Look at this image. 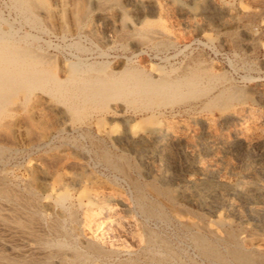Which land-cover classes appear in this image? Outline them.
<instances>
[{
	"label": "rangeland",
	"instance_id": "1",
	"mask_svg": "<svg viewBox=\"0 0 264 264\" xmlns=\"http://www.w3.org/2000/svg\"><path fill=\"white\" fill-rule=\"evenodd\" d=\"M45 1L50 8L49 14L44 16L39 9H34L33 13L37 17L33 23L28 19V14L13 6L10 0H0V18L12 29L18 32L21 28L28 30L38 38L35 44L38 43L40 50L52 57L50 60L53 68L55 66L53 72L60 80L90 75L117 77L122 73L144 79L174 78L192 71L217 77L220 81L207 89L208 95L180 101L181 104L176 102L160 106L156 110L158 113L147 118L134 115L137 127L126 140H123L125 134L122 120H126V125L130 124L129 119L133 112L123 106L121 101L116 104L122 110L113 121L99 119L89 110L85 112L83 119H76L64 106L48 98L46 94H43L42 102L12 110L10 115L2 119L7 123L0 125V146L7 147L0 152V188L3 189H0V264H76L78 260L73 257V248L64 247L59 254H54L56 247L49 243L57 238L68 239L70 227L75 221L82 219L89 223L88 229L83 226L84 233L88 235V231L92 229L96 235L102 233L105 248L120 252L125 249L133 251L132 256L138 253L136 259H131L128 264H157L156 260L147 259L149 253L142 249L147 238L144 231L148 226L154 227V222L150 220V223L142 226L140 215L144 213L136 205L139 200L142 201L141 204L153 201L161 207L153 215L169 218L168 225L157 222V238L164 243L159 248L167 253L164 255L165 261L159 263L197 262L193 255L194 249L191 250V241L186 239L189 233L182 228V224L186 222L190 223L193 230L200 226L197 230L202 228L201 232L206 231L203 233L209 239L223 240L231 233L234 234L243 247L254 258H258L255 264H264V217L261 219L264 198L260 195L264 191V0H141V10L132 0H116L115 5L109 6L82 0L84 4L81 10L86 12L89 8V12H80L78 20H75L73 0ZM152 5L157 6L156 11L150 8ZM124 19L131 26L122 25ZM4 22L1 26L7 27ZM81 34L83 35L80 36ZM66 45H70L69 48ZM74 55L84 58L85 63H94L93 69L96 72L93 69L86 72L83 66L73 69L71 64L76 62ZM221 89L235 90L241 94L230 99L226 106H203L208 99L206 96H213ZM91 116L94 117L91 119ZM41 132L48 135L53 133L55 137L43 148L29 147V138ZM65 148L70 152L66 153ZM86 149H89V153ZM103 152H108L111 159L119 164L116 172L114 168L97 163ZM46 162L51 164L48 166ZM113 175L118 177L110 180ZM131 182L138 185V188L131 186ZM96 201L99 207L91 203ZM201 201L205 204H201ZM251 217L255 220L250 219ZM116 227L118 228L115 232L113 228ZM107 229H110V233ZM118 232H122L121 237L113 234ZM122 239L126 242L125 245ZM130 242L135 244L131 246ZM49 254L52 256L47 258ZM103 260L96 257L92 264H102ZM202 262L209 263L207 260Z\"/></svg>",
	"mask_w": 264,
	"mask_h": 264
},
{
	"label": "bare ground",
	"instance_id": "2",
	"mask_svg": "<svg viewBox=\"0 0 264 264\" xmlns=\"http://www.w3.org/2000/svg\"><path fill=\"white\" fill-rule=\"evenodd\" d=\"M90 2H93L95 5H115L114 3L116 0H87ZM125 1V0H124ZM131 1V0H130ZM137 8L141 10L143 8L142 1L141 0H132ZM11 4L18 9L22 10L23 12L27 13L28 16L31 19V21H35L37 15L33 13L34 9H39L42 13V15L47 16L50 12V8L47 5L45 0H10ZM74 8H75V20H78L79 13L83 12L82 6L84 2L82 0H73ZM56 4V3H55ZM58 4V3H57ZM86 4V2H85ZM119 4V3H118ZM125 4V3H124ZM133 4V3H132ZM120 5V4H119ZM122 5V4H121ZM85 6V5H84ZM107 6V7H108ZM157 6H150V8L153 11H156ZM89 9V8H88ZM87 9V11H88ZM149 9V8H148ZM17 10V9H15ZM14 10V11H15ZM59 10V9H58ZM91 10V9H90ZM104 10V8H103ZM151 10V11H152ZM86 11V10H85ZM86 12H83V14H86ZM18 12V11H17ZM89 12V11H88ZM20 13V12H19ZM68 13V12H67ZM138 13V11H137ZM152 13V12H151ZM39 14V13H38ZM92 14V13H91ZM21 15V13H20ZM24 16V14H22ZM22 16V17H23ZM97 16V15H96ZM117 16V15H116ZM115 16V17H116ZM26 17V16H25ZM55 17V16H54ZM88 17V16H87ZM95 17V16H94ZM83 18V17H82ZM89 18V17H88ZM3 19V18H2ZM19 19V18H18ZM26 19V18H25ZM58 19V18H56ZM42 20V19H40ZM110 20V19H109ZM28 21V20H26ZM37 21V20H36ZM47 21V20H46ZM4 22L0 18V125H5L7 123L3 122L2 119L5 116H8L12 113V110L18 109V108H24L26 106H33L38 102H42L43 94H46L48 98L53 99L54 101L60 103L62 106H64L65 110L74 118L81 119L82 117L86 116L85 112L88 110L92 113V115H95L99 119H108V121H113L114 118H117L119 116L120 110H122V107L117 106V102L121 101L123 103V106L128 107L132 110L133 114L130 115L131 118L129 119V123L126 125V120H122L123 124V132L125 136L123 137V140H126L130 137V133L134 130V128L137 127L136 121L133 119L134 115L141 116L142 118H147L149 115L154 116V113L160 106L165 105H172L176 102L184 101L191 98H198L200 96L208 95V90L213 85H216L220 81L219 78L213 77L211 75L207 74H199L197 72L189 71L187 74L183 75H177L174 78H165V77H158V78H137L136 76L132 74H125L122 73L117 77H112L109 75H90L83 78H66L64 80H60L53 71H55V66L53 68L52 60H50L49 55L45 54L40 50V48L35 44L37 41V37L30 33L28 30L20 29L21 31L18 32V30L12 29L8 23L7 27H2L1 23ZM9 22V21H8ZM21 22V21H20ZM16 23V22H15ZM23 23V22H22ZM25 23V22H24ZM32 23V25H33ZM36 23V22H35ZM86 23V22H85ZM98 23V22H97ZM107 23V22H106ZM111 23V22H110ZM14 24V23H13ZM31 24V23H30ZM122 25H130V23L127 20H122ZM5 25V24H4ZM24 25V24H23ZM35 25V24H34ZM44 25V24H42ZM40 25V26H42ZM48 25V23H47ZM56 25V24H55ZM104 25V24H103ZM109 25V24H108ZM117 25V24H116ZM13 26V25H12ZM22 26V25H20ZM28 26V24H27ZM39 26V27H40ZM81 26V25H80ZM90 26V25H89ZM97 26V24H96ZM99 26V25H98ZM107 26V25H106ZM104 26V27H106ZM131 26V25H130ZM135 26V25H134ZM150 26V25H149ZM148 26V27H149ZM152 26V25H151ZM150 26V27H151ZM19 27V26H18ZM24 27V26H23ZM30 27V26H29ZM91 27V26H90ZM125 27V26H124ZM34 28H36L34 26ZM42 28V27H41ZM40 28V30H41ZM81 28V27H80ZM89 28V27H88ZM100 29V27H98ZM31 29V28H30ZM44 29V27L42 28ZM103 29V28H101ZM35 30V29H34ZM46 30V29H45ZM52 30V29H51ZM80 30V29H79ZM96 30V29H93ZM138 30H140L138 28ZM142 30V29H141ZM42 31V30H41ZM44 31V30H43ZM50 31V30H49ZM78 31V30H77ZM77 31L75 33H77ZM91 31V30H90ZM89 31V32H90ZM104 31V30H103ZM102 31V32H103ZM106 31V30H105ZM39 32V31H38ZM47 32V31H46ZM88 32V31H87ZM151 32V31H150ZM50 33V32H48ZM52 33V32H51ZM50 33V34H51ZM91 33V32H90ZM36 34V33H35ZM49 34V35H50ZM104 34V32H103ZM134 34V33H131ZM42 35H45L42 34ZM56 35V34H55ZM59 35V34H58ZM63 35V33H62ZM74 35V34H73ZM78 35V34H77ZM81 34L80 36H82ZM108 35V34H107ZM106 35V36H107ZM111 35V33H110ZM108 35V36H110ZM113 35V34H112ZM124 35V34H123ZM130 35V34H127ZM127 35H125L127 37ZM163 35V34H162ZM61 36V35H60ZM79 36V35H78ZM120 36V35H119ZM150 36V35H149ZM42 37V36H40ZM63 37V36H62ZM67 37V35H66ZM70 37V36H69ZM89 37V36H88ZM115 37V36H114ZM152 37V36H151ZM160 37V36H159ZM71 38V37H70ZM86 38V37H85ZM84 38V39H85ZM124 38V37H123ZM157 38V37H155ZM48 39V38H47ZM73 39V38H72ZM90 39V37H89ZM78 40V39H77ZM86 40V39H85ZM92 40V39H91ZM122 40V39H120ZM162 40V39H161ZM40 41V40H39ZM87 41V40H86ZM118 41V40H117ZM157 41V40H156ZM163 41V40H162ZM48 42V41H47ZM58 42V41H57ZM83 42V41H82ZM88 42V41H87ZM98 42V41H97ZM102 42V41H101ZM108 42V41H106ZM75 43V42H74ZM89 43H92L89 41ZM103 43V42H102ZM112 43V42H111ZM114 43V42H113ZM73 44V43H72ZM70 44V45H72ZM77 44V43H76ZM83 44V43H82ZM105 44V42H104ZM130 44V43H129ZM51 44H49L50 46ZM68 45V46H70ZM94 45V44H93ZM102 45V44H100ZM133 45V44H132ZM131 45V46H132ZM139 45V43H138ZM64 46V45H63ZM67 46V45H66ZM67 46V48H69ZM77 46V45H74ZM73 46V47H74ZM79 46V45H78ZM81 46V45H80ZM84 46V45H83ZM166 46V45H165ZM172 46V44H171ZM97 47V46H96ZM134 47V45H133ZM168 47V45L166 46ZM165 47V48H166ZM78 48V47H75ZM74 48V50H75ZM135 49L137 47H134ZM160 48V47H159ZM156 48V49H159ZM42 49V48H41ZM48 49V48H47ZM46 49V50H47ZM82 49V48H81ZM88 50L87 48H84ZM90 49V48H89ZM104 49V48H103ZM73 50V49H72ZM84 50V52L86 51ZM93 50V49H92ZM161 50V48H160ZM71 52V50H69ZM78 51V50H77ZM80 51V50H79ZM100 51V50H99ZM157 51V50H156ZM55 52V51H54ZM91 52V51H88ZM95 52V50H94ZM112 52V51H111ZM48 53V52H47ZM98 53V51H97ZM110 53V52H109ZM108 53V54H109ZM132 53V52H131ZM136 53V52H135ZM69 54V53H68ZM73 54V53H72ZM78 54V53H76ZM82 54V52H81ZM96 54V53H94ZM99 54V53H98ZM112 54V53H111ZM123 54V53H122ZM129 54V53H128ZM126 54V55H128ZM71 55V54H70ZM86 55V53H85ZM101 55V53H100ZM110 55V54H109ZM138 55V54H137ZM75 56V55H74ZM98 56V55H97ZM133 56V55H131ZM136 56V54H135ZM70 57V56H69ZM73 57V56H72ZM110 57V56H109ZM134 57V56H133ZM52 58V57H51ZM74 58V57H73ZM106 58V57H105ZM117 58V57H116ZM123 58V57H122ZM131 58V57H130ZM54 59V58H53ZM66 59V58H64ZM70 59V58H69ZM76 62H72L73 69H76L78 66H83V70H89L93 69L94 63H85L84 58L80 56H75ZM103 60V59H102ZM104 61V60H103ZM107 61V60H106ZM105 62V61H104ZM103 62V63H104ZM108 62V61H107ZM122 62V61H121ZM69 63V62H68ZM97 63V62H96ZM102 63V61H101ZM126 63V62H124ZM112 64V63H111ZM110 64V65H111ZM68 65V64H67ZM115 65V64H114ZM109 67V66H108ZM116 67V66H115ZM119 67V66H118ZM79 68V67H78ZM85 68V69H84ZM107 68V66H106ZM126 68V67H125ZM116 69V68H115ZM62 70V69H61ZM80 70V69H79ZM127 70V69H126ZM94 72H96L93 69ZM92 71V72H93ZM111 71V69H110ZM65 72V71H64ZM81 72V71H80ZM127 73L130 71H126ZM125 72V73H126ZM209 72V71H207ZM62 73V72H61ZM114 73V72H113ZM62 75V74H61ZM216 90V89H215ZM241 94V93H240ZM238 94V91L235 90L228 91L225 89L219 90L215 95L213 96H206L208 97L207 101L203 104L205 107H211L213 105H220V106H226L228 105V101L232 98H235L236 96L240 95ZM205 98V97H204ZM45 100V99H44ZM52 100V101H53ZM188 101V100H187ZM185 102V101H184ZM192 102V101H190ZM199 102V101H198ZM202 102V101H201ZM183 104V103H182ZM185 104V103H184ZM39 105V104H38ZM43 105V104H41ZM179 105V104H177ZM180 106V105H179ZM178 106V107H179ZM41 107V106H40ZM177 107V106H176ZM184 107V105H183ZM34 108V107H33ZM36 108V107H35ZM38 108V107H37ZM181 108V107H180ZM179 108V109H180ZM32 109V108H31ZM174 109V107H173ZM229 109V108H228ZM21 110V109H20ZM176 110V109H175ZM183 110V109H182ZM225 110V109H224ZM19 111V110H18ZM159 111V110H158ZM163 111V109H162ZM57 112V111H56ZM131 113V111H129ZM161 112V111H159ZM166 112V111H165ZM169 112V111H168ZM173 112V111H172ZM16 113V112H15ZM14 113V114H15ZM39 113V112H38ZM58 113V112H57ZM18 114V113H17ZM48 114V113H47ZM128 114V113H127ZM162 114V113H161ZM13 115V114H12ZM160 115V114H159ZM48 116V115H47ZM50 116V115H49ZM94 117V116H93ZM91 116V119L93 118ZM17 118V117H15ZM20 118V117H19ZM24 118V117H23ZM66 118V117H65ZM83 119V118H82ZM86 120V119H85ZM37 121V120H36ZM83 121V120H82ZM103 121V120H101ZM10 121H8L9 123ZM13 122V121H11ZM26 122V121H25ZM24 122V123H25ZM147 122V121H146ZM22 123V122H21ZM22 123V124H24ZM61 123V122H60ZM110 123V122H109ZM112 123V122H111ZM16 124V123H15ZM34 124V123H33ZM56 124V123H55ZM65 124V123H64ZM94 124V123H93ZM167 124V123H166ZM54 125V124H53ZM9 126V125H8ZM67 126V125H66ZM72 126V125H71ZM16 127V126H15ZM235 127V126H234ZM38 128V127H37ZM62 128V127H60ZM73 128V127H72ZM78 128V127H77ZM121 128V126H120ZM41 129V128H40ZM76 129V128H75ZM79 129V128H78ZM85 129V128H84ZM248 129V128H247ZM33 130V129H32ZM39 130V128H38ZM61 130V129H60ZM58 130V131H60ZM65 130V129H64ZM86 130V129H85ZM171 130V129H170ZM17 131V130H16ZM23 131V130H22ZM73 131V130H72ZM82 131V130H81ZM91 131V130H90ZM89 131V132H90ZM7 132V131H6ZM24 132V131H23ZM88 132V131H87ZM245 132V131H244ZM248 132V131H247ZM245 132V133H247ZM34 133V130H33ZM46 132L41 133H35L34 137L29 138V147H33L35 149H40L46 146L47 144L52 142V138L54 135H48L45 134ZM66 133V131L64 132ZM92 133V132H91ZM68 134V133H66ZM65 134V135H66ZM70 134V133H69ZM76 134V133H75ZM179 134H181L179 132ZM72 135V134H71ZM74 135V134H73ZM183 135V134H181ZM204 135V134H203ZM9 136V135H7ZM70 136V135H68ZM79 136V135H78ZM84 136V135H83ZM97 136V135H96ZM95 136V137H96ZM55 137V136H54ZM59 137V136H58ZM75 137V136H74ZM91 137V136H90ZM98 137V136H97ZM96 137V138H97ZM172 137V136H171ZM170 137V138H171ZM73 138V137H72ZM76 138V137H75ZM84 138V137H83ZM6 139V138H5ZM57 139V138H56ZM187 139V138H186ZM101 140V139H100ZM2 141V140H1ZM55 141V139H54ZM69 141V140H68ZM67 141V142H68ZM102 141V140H101ZM3 142V141H2ZM25 142V141H24ZM95 142V141H94ZM243 142V141H242ZM252 142V141H251ZM55 143V142H54ZM53 143V144H54ZM64 143V142H62ZM71 143V141H70ZM73 143V142H72ZM96 143V142H95ZM105 143V141H104ZM103 143V144H104ZM107 143V142H106ZM182 143V142H180ZM74 144V143H73ZM76 144V143H75ZM100 144V143H99ZM123 144L124 141H123ZM123 144H121L123 146ZM23 145V144H21ZM63 145V144H62ZM71 145V144H70ZM96 145V144H95ZM207 145V144H206ZM243 145V144H242ZM10 146V145H9ZM13 146V145H11ZM27 146V144H26ZM77 146V145H76ZM97 146V145H96ZM28 147V148H29ZM66 147V146H65ZM79 147V146H77ZM76 147V148H77ZM89 147V145H88ZM101 147V146H100ZM103 147V146H102ZM101 147V148H102ZM137 147V146H136ZM7 148L4 146H0V152L2 149ZM18 148V147H17ZM14 148V149H17ZM21 148V147H20ZM26 148V147H25ZM68 148V147H66ZM65 148V149H66ZM167 148V147H166ZM23 149V148H22ZM27 149V148H26ZM25 149V150H26ZM47 149V148H46ZM83 149V147H82ZM92 149V147H91ZM90 149V150H91ZM100 149V148H99ZM9 150V149H8ZM12 150V149H11ZM30 150V149H29ZM33 150V149H32ZM50 150V149H49ZM77 150V149H76ZM87 150V149H86ZM95 150V149H94ZM102 150V149H101ZM116 150V149H114ZM135 150V149H133ZM20 151V150H19ZM69 150L66 149V153ZM75 151V150H74ZM83 152L82 150H80ZM89 153V149L87 150ZM100 151V150H99ZM104 151V150H103ZM107 151V150H106ZM173 151V150H172ZM185 151V150H184ZM7 152V151H6ZM33 153V151H31ZM70 152V151H69ZM72 152V151H71ZM86 152V151H85ZM96 152V151H95ZM114 152V151H113ZM167 152V150H166ZM192 152V151H191ZM20 153V152H19ZM27 153V152H26ZM39 153V152H38ZM65 153V152H64ZM79 153V152H78ZM86 153V154H88ZM128 153V152H127ZM7 154V153H6ZM14 154V153H13ZM12 154V155H13ZM21 154V153H20ZM9 155V154H8ZM11 155V154H10ZM32 155V154H31ZM92 155V154H91ZM171 155V154H170ZM5 156V155H4ZM3 156V157H4ZM7 156V155H6ZM23 156V155H22ZM42 156V155H41ZM80 156V155H79ZM84 156V155H83ZM89 156V155H88ZM98 156V155H97ZM132 156V155H131ZM173 156V155H172ZM171 156V158H172ZM2 157V155H1ZM12 157V156H11ZM57 157V156H56ZM77 157V156H76ZM95 157V156H94ZM127 157V156H126ZM84 158V157H83ZM89 158V157H86ZM98 158V157H97ZM95 158V159H97ZM2 159V158H1ZM10 159L11 158H7ZM5 159V160H6ZM19 159V158H18ZM39 159V158H38ZM41 159V158H40ZM46 159V158H45ZM63 159V158H61ZM94 159V158H93ZM133 159V158H131ZM151 159V158H150ZM196 159V158H195ZM43 160V159H42ZM75 160V159H74ZM85 160V159H84ZM127 160V158L125 159ZM129 160V159H128ZM140 160V159H139ZM157 160V159H156ZM9 161V160H8ZM7 161V162H8ZM49 161V160H48ZM55 161V160H54ZM61 160H59L60 162ZM64 161V160H63ZM133 161V160H132ZM136 161V160H135ZM168 161V160H167ZM185 161V160H184ZM183 161V163H184ZM1 162V161H0ZM45 162V161H44ZM52 162V161H51ZM70 162V161H69ZM90 162V160H89ZM93 162H95L93 160ZM92 162V163H93ZM127 162V161H126ZM158 162V161H157ZM186 162V161H185ZM4 163V159H3ZM10 163V161H9ZM47 163V162H46ZM74 163V162H73ZM76 163V162H75ZM78 163V162H77ZM85 163V162H84ZM98 164H102L106 167L117 169L119 168V164H117L114 160L111 159L108 152H103L101 160L99 159L97 161ZM167 163V162H166ZM171 163V162H170ZM8 164V163H6ZM48 164V163H47ZM51 163L48 164V166ZM68 164V163H67ZM66 164V165H67ZM83 164V163H82ZM86 164V163H85ZM89 164V163H88ZM87 164V165H88ZM94 164V163H93ZM121 164V163H120ZM133 164V163H132ZM131 164V165H132ZM136 164V163H134ZM133 164V165H134ZM159 164V163H158ZM3 165V164H2ZM1 165V166H2ZM9 165V164H8ZM53 165V164H52ZM56 165V164H55ZM53 165V166H55ZM75 165V164H73ZM81 165V163H80ZM7 166V165H6ZM14 166V165H13ZM79 166V163H78ZM85 166V165H84ZM90 166V165H89ZM93 166V165H91ZM130 166V165H129ZM210 166V165H209ZM3 167V166H2ZM67 166H65L66 168ZM211 167V166H210ZM75 168V167H74ZM79 168V167H78ZM88 168V167H87ZM91 168V167H90ZM95 168V167H93ZM109 168V169H110ZM150 168V165H149ZM40 169V168H39ZM50 169V168H49ZM103 169V168H102ZM60 170V169H59ZM69 170V169H67ZM71 170V169H70ZM87 169L85 168V171ZM99 170V169H98ZM107 170V169H106ZM112 170V171H114ZM191 170V168H190ZM78 171V170H76ZM111 171V170H109ZM108 171V172H109ZM211 171V170H210ZM214 171V170H212ZM55 172V170L53 171ZM96 172V171H95ZM101 172V171H100ZM116 172V170H115ZM136 172V171H135ZM174 172V171H173ZM189 172V170H188ZM209 172V171H208ZM216 172V171H215ZM214 172V173H215ZM9 173V171H8ZM52 173V172H51ZM114 173V172H112ZM49 174V173H48ZM54 173H52L53 175ZM79 174V173H78ZM115 174V173H114ZM118 174V172H117ZM126 174V173H125ZM210 174V173H209ZM1 175V174H0ZM90 175V174H89ZM100 175V174H99ZM102 175V174H101ZM100 175V176H101ZM104 175V173H103ZM119 175V174H118ZM203 175V174H201ZM215 175V174H214ZM39 176V175H38ZM92 176V175H91ZM109 176V175H108ZM134 176V175H133ZM138 176V175H137ZM136 176V177H137ZM150 176V175H149ZM102 177V176H101ZM106 177V176H105ZM104 177V179H105ZM114 178H117L115 175L111 176L112 180ZM123 177V176H122ZM141 177V176H139ZM180 177V176H179ZM18 178V177H17ZM40 178H43L40 177ZM93 178V176L91 177ZM109 178V177H108ZM182 178V177H181ZM184 178V177H183ZM47 179V178H46ZM82 179V178H81ZM119 179V178H118ZM129 179V178H128ZM141 179V178H140ZM151 179V178H150ZM44 180V179H43ZM58 180V178H57ZM122 180V179H121ZM144 180V179H143ZM2 181V180H1ZM21 181V180H20ZM115 181V179H114ZM126 181V180H125ZM140 181V180H139ZM29 182V181H28ZM124 182V179H123ZM145 182V181H144ZM8 183V182H7ZM116 183V182H115ZM47 184V183H46ZM121 184V183H119ZM131 182V186H134L135 188H138V185L133 184ZM194 184V183H193ZM20 185V184H19ZM83 185V184H82ZM122 185V184H121ZM178 186V185H177ZM50 187V186H49ZM127 187V186H126ZM2 191L3 189L0 188ZM130 189V188H129ZM220 189V188H219ZM253 189V187H252ZM15 190V189H14ZM80 190V189H79ZM145 190V189H144ZM147 190V189H146ZM251 190V189H249ZM5 191V190H4ZM30 191V190H29ZM68 191V190H67ZM214 191V190H213ZM218 191V189L216 190ZM246 191V190H245ZM125 192V191H124ZM104 193V192H103ZM102 193V194H103ZM140 193V192H139ZM142 193V192H141ZM149 193V192H148ZM248 193V192H247ZM254 193V192H253ZM28 194V193H27ZM85 194V193H84ZM147 194V193H146ZM151 194V193H150ZM214 194V193H213ZM258 194V193H257ZM255 193V195H257ZM149 195V194H148ZM152 195V194H151ZM195 195V194H193ZM216 195V194H215ZM214 195V196H215ZM264 198V191L260 194ZM12 196V195H11ZM10 196V197H11ZM40 196V195H39ZM66 196V195H65ZM207 196V195H206ZM212 196V197H214ZM36 197V196H35ZM38 197V196H37ZM44 197V196H42ZM53 197V196H52ZM152 197V196H151ZM154 197V196H153ZM219 197V196H218ZM221 197V196H220ZM260 197V196H259ZM51 198V197H50ZM68 198V197H67ZM85 198V197H84ZM118 198V197H117ZM204 198V197H203ZM222 198V197H221ZM237 198V197H236ZM241 198V197H240ZM244 198V197H243ZM43 199V198H42ZM133 199V198H132ZM144 199V198H143ZM159 199V197H158ZM215 199V197H214ZM219 199V198H217ZM239 199V198H237ZM11 200V199H10ZM40 200V198H39ZM138 200V199H136ZM134 200V201H136ZM151 200V199H150ZM155 200V199H154ZM160 200V199H159ZM223 200V199H221ZM230 200V199H229ZM245 200V199H244ZM63 201V200H62ZM161 201V200H160ZM219 201V200H218ZM225 201V200H224ZM239 201V200H238ZM250 201V200H249ZM133 202V200H131ZM172 202V201H171ZM248 202V201H247ZM259 202V200H258ZM63 203V202H62ZM83 203H85L83 201ZM92 205L99 207L98 202H91ZM119 204H122V202H118ZM136 203V202H135ZM142 201L139 200L136 205L137 208H139L140 212L144 213L141 216V224H146L147 222L150 223V220L153 221L154 227H147V230L144 231L147 238L146 245L142 247L143 251L148 252L149 255L146 256L147 259H154L157 261V264H169V263H159L163 262L166 259L165 250H162V245L164 246V243L160 238H157V222H163L168 225V217H160L159 215H153L157 214V212L160 211L161 207H159L157 204H155L153 201H149L147 204H141ZM180 203V202H179ZM210 203V202H209ZM207 203V204H209ZM239 203V202H237ZM54 204V203H53ZM67 204V203H66ZM164 204V201H163ZM176 204V203H175ZM183 204V203H181ZM201 204L203 201H201ZM230 204V203H229ZM249 204V203H248ZM256 204V203H255ZM56 205V204H55ZM111 205V204H110ZM114 205V204H113ZM112 205V206H113ZM130 205V204H129ZM162 205V204H161ZM167 205V204H164ZM211 205V203H210ZM223 205V204H222ZM227 205V204H226ZM35 206V205H34ZM65 206V205H64ZM68 206V205H67ZM133 206V205H132ZM230 206V205H229ZM171 207V205H170ZM168 207V208H170ZM185 207V206H184ZM249 207V206H248ZM110 208V207H109ZM135 208V207H134ZM164 208H166L164 206ZM234 208V207H233ZM242 208V207H241ZM244 208V207H243ZM254 208V207H253ZM40 209V208H39ZM110 209H113L112 207ZM109 209V210H110ZM174 209V207L172 208ZM177 209V207H176ZM227 209L228 206H227ZM238 209V208H237ZM245 209V208H244ZM54 210V209H53ZM132 210V209H130ZM183 210V209H182ZM236 210V209H235ZM67 211V209H66ZM111 211V210H110ZM165 211V210H164ZM173 211V210H172ZM184 211V210H183ZM238 211V210H237ZM41 212V211H39ZM68 212V211H67ZM66 212V213H67ZM134 212V211H133ZM166 212V211H165ZM175 212V211H173ZM177 212V211H176ZM179 212V210H178ZM211 212V211H210ZM92 213V212H91ZM109 213V212H108ZM112 213V212H111ZM181 214V210H180ZM185 214V213H184ZM247 214V213H246ZM3 215V214H2ZM7 215V214H6ZM42 215V214H41ZM66 215V214H65ZM121 215H124L121 213ZM135 215V214H134ZM169 215V214H168ZM68 216V215H67ZM66 216V218H67ZM108 216V214H107ZM136 216V215H135ZM186 216V214H185ZM243 216V215H242ZM247 216V215H245ZM249 216V215H248ZM86 217V216H85ZM105 217V216H104ZM125 217V216H124ZM171 217V216H169ZM264 217V207L261 209V219ZM9 218V216H8ZM137 218V217H136ZM251 217L250 219H252ZM255 218V217H254ZM257 218V217H256ZM18 219V218H17ZM114 219V218H113ZM171 220V218H170ZM173 220V219H172ZM243 220V219H242ZM255 220V219H252ZM258 220V218H257ZM263 220V219H262ZM4 221V220H3ZM2 221V222H3ZM11 221V220H10ZM99 222V220H97ZM105 221V220H104ZM124 221V220H122ZM174 221V220H173ZM176 221V220H175ZM182 221V220H181ZM184 221V220H183ZM182 221V222H183ZM205 221V220H204ZM97 222V223H98ZM115 222V221H114ZM119 221H117L118 223ZM172 223V221H171ZM186 223V222H185ZM182 224V228L185 230L184 232H188L189 236H187L186 239H190L191 244L193 246L192 249H194L193 255L196 259L195 264H210L211 262H219L220 264H255V261L257 262L258 258H254L242 245L240 241H238L234 234H230L228 238L223 239H209L206 237V235L203 233L206 231H202V228L200 231H198V226L195 228L196 230L191 229L189 226L190 223ZM45 224V223H44ZM67 224V223H66ZM124 225V223H122ZM178 224V223H177ZM207 224V222H206ZM94 226V224H92ZM102 225V224H101ZM114 225V224H113ZM119 226V224H115V226ZM163 225V224H161ZM159 225V226H161ZM166 225V226H167ZM173 225V224H172ZM194 225V224H193ZM209 225V224H208ZM45 226V225H44ZM83 226H86L88 229L89 223L88 221L82 219L79 222L75 221L74 224L70 227L71 233L69 234V238H60L58 240H55L50 242L49 244H54L56 247V251L54 254H59L60 249L64 247H69L74 249L73 257L78 260L76 264H92L94 259L96 257H101L104 260L102 261V264H128L131 259H136L135 256L137 254H133V251L129 252L125 249V251L120 252V250L117 249H108L103 246L102 243V233H97L99 235H96V233L92 232V230L88 231V235H86L83 231ZM91 226V228L93 227ZM126 226V225H125ZM165 226V225H164ZM165 226V227H166ZM192 226V225H191ZM222 226V225H221ZM254 226V225H253ZM65 227V226H64ZM68 227V226H67ZM102 227V226H101ZM114 227V226H113ZM127 227V226H126ZM177 227V226H176ZM45 228V227H44ZM115 228V227H114ZM117 230L118 227H116ZM161 228V227H160ZM170 228V227H169ZM173 228V226H172ZM194 228V226H193ZM68 229V228H67ZM121 229H123L121 227ZM159 229V228H158ZM167 229V228H166ZM177 229V228H176ZM1 230V228H0ZM103 230V229H102ZM119 230V229H118ZM124 230V229H123ZM122 230V231H123ZM160 230V229H159ZM158 230V232H159ZM179 230V229H178ZM177 230V231H178ZM204 230V229H203ZM5 231V230H4ZM68 231V230H67ZM99 231V230H98ZM108 231V229L106 230ZM110 231V229H109ZM108 231V233H110ZM112 231V229H111ZM121 231V230H120ZM69 232V231H68ZM102 232V231H101ZM105 232V231H104ZM116 232V231H115ZM129 232V231H128ZM180 232V231H179ZM249 232V231H248ZM11 233V232H10ZM122 233V232H120ZM113 233L116 234L118 237L122 236V234ZM127 234V232L124 231V234ZM104 234V233H103ZM110 236L115 237V235ZM120 234V235H119ZM159 234V233H158ZM180 234V233H179ZM186 234V233H185ZM79 235V236H78ZM106 235H104L105 237ZM109 236V237H110ZM125 236V235H124ZM128 236V235H126ZM176 236V235H175ZM180 237V235H178ZM185 235H183L184 237ZM21 237V236H19ZM107 237V236H106ZM105 237V238H106ZM119 239V238H118ZM136 239V238H135ZM133 239V240H135ZM178 239V238H177ZM19 240V239H18ZM121 240V239H120ZM119 240V241H120ZM124 241V239H122ZM127 240V239H126ZM168 240V239H167ZM180 240V238H179ZM114 241V240H111ZM110 241V242H111ZM130 241V240H128ZM170 241V240H169ZM183 241V240H182ZM186 241V240H185ZM184 241V243H185ZM125 242V241H124ZM136 242V241H135ZM135 242L133 244H135ZM148 242V243H147ZM178 242V241H177ZM187 242V241H186ZM115 243V242H113ZM112 243V244H113ZM122 241L119 245H121ZM131 243V242H130ZM129 243V244H130ZM190 244V242H188ZM126 242L124 243V245ZM132 244V243H131ZM130 244V245H131ZM133 244L131 246H133ZM183 244V242H182ZM188 244V245H189ZM114 245V244H113ZM118 245V244H117ZM178 245V244H177ZM185 245V244H183ZM129 246V245H128ZM188 247L187 245H185ZM191 246V245H190ZM6 247V246H5ZM127 247V246H126ZM137 248V246H134ZM172 247V246H171ZM178 247V246H177ZM176 248V247H175ZM174 248V249H175ZM190 248V247H189ZM9 249V248H8ZM167 249V248H166ZM184 249V247H183ZM180 250V249H179ZM186 250V249H185ZM169 251V250H168ZM181 251V250H180ZM179 251V252H180ZM135 252V251H134ZM177 252V254L179 253ZM182 252V251H181ZM187 251H185L186 253ZM154 254H157L154 256ZM181 254V253H180ZM170 255V254H169ZM191 254H189L190 256ZM52 256V254L47 255L46 257L49 258ZM181 257V256H179ZM188 257V256H187ZM186 257V258H187ZM193 257V258H194ZM170 258H173L170 256ZM183 258V257H182ZM192 258V257H191ZM189 259V258H188ZM172 260V259H171ZM184 260V259H183ZM203 260L209 261V263H203ZM175 261V260H173ZM47 262V261H46ZM177 262V261H176ZM187 262V261H186ZM216 262V264H217ZM43 262H35L33 264H41ZM45 263V261H44ZM66 263V262H65ZM148 263V261H147ZM26 264V263H25ZM31 264V263H30ZM99 264V263H98ZM146 264V263H145ZM155 264V262H154ZM176 264V263H174ZM190 264V263H187Z\"/></svg>",
	"mask_w": 264,
	"mask_h": 264
}]
</instances>
